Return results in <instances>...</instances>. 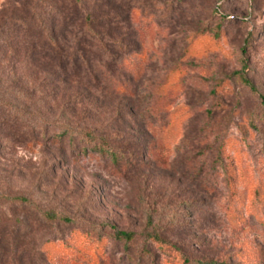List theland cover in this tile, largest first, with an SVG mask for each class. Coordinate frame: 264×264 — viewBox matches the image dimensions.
I'll use <instances>...</instances> for the list:
<instances>
[{
    "label": "rangeland",
    "instance_id": "rangeland-1",
    "mask_svg": "<svg viewBox=\"0 0 264 264\" xmlns=\"http://www.w3.org/2000/svg\"><path fill=\"white\" fill-rule=\"evenodd\" d=\"M114 3L133 26L118 33L133 52L116 76L131 62L142 101L67 96L17 39V1L0 0L1 95L28 111L0 115V264L43 251L50 264H264V0ZM29 113L125 136L128 159L25 135Z\"/></svg>",
    "mask_w": 264,
    "mask_h": 264
},
{
    "label": "trees",
    "instance_id": "trees-1",
    "mask_svg": "<svg viewBox=\"0 0 264 264\" xmlns=\"http://www.w3.org/2000/svg\"><path fill=\"white\" fill-rule=\"evenodd\" d=\"M16 1L20 6L17 12L21 11L22 14L16 23L19 24L17 39L23 41L22 44L30 49L34 58L45 59L53 65L51 75L57 81L55 83L63 81L69 84L67 96L77 99L79 95L83 96L84 92L91 94L93 91L104 99L109 93L111 98L120 97L130 101L134 98V102L141 100L136 95L137 84H134V80L139 78L140 74L131 62L130 71L133 73L124 75L125 80L116 76L118 70L121 72L122 65L128 63L126 57L133 52L128 44L126 35L128 33H123L122 36L118 34L122 30L128 31L133 28L128 11L123 10L121 18V14L119 15L113 5L114 0ZM247 71V67L244 66L239 75L247 86L256 91L247 77ZM155 91L160 100L168 89L164 85H159ZM262 102L264 103V96ZM153 105H147V109H151ZM26 114L28 111L25 107L21 109L13 99L2 96L0 91V115L9 121H18ZM35 115L30 116L34 119L39 118V122L23 126L22 131L25 135L35 139L40 136L39 139H52L53 142L67 141L72 147L82 144L81 150L98 152L118 165L128 159L120 146V140L125 136L106 133L108 130L103 131L96 127L81 126L72 123L69 118L49 120L44 115ZM47 126L53 128V134L49 135ZM3 197L6 195L0 193V198ZM47 216L53 220L58 218L54 212H49ZM136 237L135 232L114 227L113 238L124 242L125 246L129 247ZM40 261L41 264H50L44 251L40 254ZM208 263L224 264L213 261Z\"/></svg>",
    "mask_w": 264,
    "mask_h": 264
}]
</instances>
